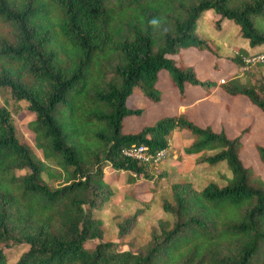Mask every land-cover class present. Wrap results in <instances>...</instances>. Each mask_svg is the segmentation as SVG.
<instances>
[{
  "label": "trees",
  "instance_id": "obj_1",
  "mask_svg": "<svg viewBox=\"0 0 264 264\" xmlns=\"http://www.w3.org/2000/svg\"><path fill=\"white\" fill-rule=\"evenodd\" d=\"M206 10L216 16L214 26L235 23L248 46L262 45L264 52V26L256 23L264 19V0H0V88L33 112L28 128L42 155L19 140L9 109L0 105V264H264V180L240 157L248 126L229 136L178 111L122 132L123 118L142 111L126 103L134 88L161 101L160 71L179 97L186 84L200 85L199 97L217 85L264 113L261 70L244 71L242 79H201L181 55L193 47L217 56L212 42L194 34ZM250 54L239 48L227 59L239 67ZM179 129L192 138L186 154L199 153L209 168L226 167L222 182L196 187L191 174L160 170L147 189L155 191L159 177L168 179L162 215L149 223L143 241L118 248L149 214L136 206L124 213L116 204L110 216L123 218L105 236L99 212L119 196L104 178L105 167L128 172L127 183L151 177L153 163L126 157L120 148H164L165 157ZM255 151L264 162V143ZM43 174L59 182L49 185ZM122 197L138 198L131 189ZM17 244L24 246L8 262Z\"/></svg>",
  "mask_w": 264,
  "mask_h": 264
},
{
  "label": "rangeland",
  "instance_id": "obj_2",
  "mask_svg": "<svg viewBox=\"0 0 264 264\" xmlns=\"http://www.w3.org/2000/svg\"><path fill=\"white\" fill-rule=\"evenodd\" d=\"M215 17L210 10L202 12L195 21L194 34L207 38L212 42L216 46L217 56L209 54L205 50H196L193 47L182 48L180 50L185 62L194 67L198 77L201 79H216L217 76L221 75L222 78L237 76L242 79L244 71L258 69L264 73V58L263 60L253 59L248 62L243 61L244 64L239 67L228 61L227 58L235 55L239 48H244L252 53L250 55H242L245 58L264 53L258 51L263 46L256 45L255 48H250L247 40L240 35L238 26L235 23L224 20L219 23V27H216L214 26ZM256 23L264 26V19L256 17ZM215 63L218 65L217 68L214 66ZM219 80L222 81V79ZM156 85L160 89L161 101L158 103L149 100L138 88H134L126 98L128 106L140 107L142 111L139 114H132L123 118L122 132L135 131L144 124L151 123L158 116L176 113L178 111L187 113L198 125L210 124L213 129L222 127L229 136L241 133L248 126L247 131H243L242 134L245 140L240 151V157L245 165H251L264 180V162L259 160L255 151L256 144L264 143L263 112L257 109L242 95L229 96L222 93L217 85L213 87L212 92L208 96H204L206 98H203L199 97L203 91L200 85L186 84L183 96L179 97L168 75L162 73V71L159 72ZM0 105H4L9 109L19 140L31 145L34 154L42 158L40 149L36 148L33 144L32 132L28 128V122L34 118V114L27 109L26 103L23 100L13 101L9 98L7 89L0 88ZM179 130L183 133L181 134V143H187L188 139L189 141L192 139L185 130ZM175 140L177 141V139ZM159 161L151 165V177L141 178L137 176L134 181L128 183L129 186H127L126 181L128 172L125 170L116 172L110 170L108 167L104 169V178L109 182L110 188L116 193H119L118 197H115L99 212L103 218L105 236H111L114 226H116L115 219L121 217L120 219L122 220L123 218L121 214L114 215L111 218L110 215H113L115 211L117 212L114 208L116 204L120 205L124 213L136 207L146 208L150 216L149 219L148 215H142L141 222L143 223L137 225L131 234L124 237L125 240H122L118 248H128L127 243L131 239L135 245L139 244V241H143L144 239L145 231L149 227V223L155 224L156 219L162 215L160 201L164 196L163 194L167 187L168 179L166 177H159L156 180L158 188L151 192L146 190L154 180L155 175L160 172L157 167V164L161 162ZM164 162L162 161V163ZM174 162L177 168H179V171H181V176L185 177L187 173H192V181L196 187H199L209 179L222 182V175L226 171V167L223 164H218L213 167L210 166V168L209 166H205L206 164L200 162L199 153L190 155L186 154L183 149L181 154L178 153L175 156ZM42 177L49 185H56L59 182L58 180L49 179L45 174ZM129 189L134 192L137 191L136 195L138 198L134 199V201L122 197V194ZM23 246V244H17L11 247V257L8 258V262L14 260Z\"/></svg>",
  "mask_w": 264,
  "mask_h": 264
},
{
  "label": "built area",
  "instance_id": "obj_3",
  "mask_svg": "<svg viewBox=\"0 0 264 264\" xmlns=\"http://www.w3.org/2000/svg\"><path fill=\"white\" fill-rule=\"evenodd\" d=\"M263 58H264V53H261L258 55H251L245 58L242 57V60L244 62L246 61L248 62L253 59L263 60ZM120 152L122 155L135 159L142 163H156L162 157H164L166 149L160 148L154 152H151L143 144H131V145L123 146L122 148H120Z\"/></svg>",
  "mask_w": 264,
  "mask_h": 264
},
{
  "label": "crops",
  "instance_id": "obj_4",
  "mask_svg": "<svg viewBox=\"0 0 264 264\" xmlns=\"http://www.w3.org/2000/svg\"><path fill=\"white\" fill-rule=\"evenodd\" d=\"M203 98H206V97H203ZM209 98H207V99H209ZM181 134H183V133H181L180 130H173L172 131V136L170 138V143H169V154L166 156V158L164 160H161V162L159 161L160 164L159 163L157 164V167L159 170L164 169L168 172L173 171V173L175 175L180 174L181 171H179V168H177L176 163L174 162V158L178 153L181 154L183 146H186L190 142L188 139L187 143H183V142L181 143ZM175 139H177V141ZM193 154H197V153H193ZM193 154H190V155H193ZM162 161H165V162L162 163ZM188 174H192V173L190 172ZM127 186H129L128 183H127ZM146 190L148 191L147 188H146ZM136 193H137V191H136ZM117 194H119V193H117Z\"/></svg>",
  "mask_w": 264,
  "mask_h": 264
},
{
  "label": "clouds",
  "instance_id": "obj_5",
  "mask_svg": "<svg viewBox=\"0 0 264 264\" xmlns=\"http://www.w3.org/2000/svg\"><path fill=\"white\" fill-rule=\"evenodd\" d=\"M152 23H153V24H155V23H156V21H155V20H153V21H152Z\"/></svg>",
  "mask_w": 264,
  "mask_h": 264
}]
</instances>
